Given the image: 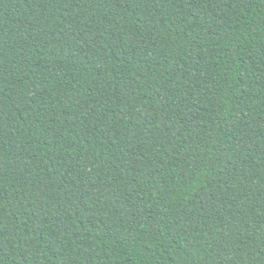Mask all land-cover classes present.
Masks as SVG:
<instances>
[{"label": "trees", "instance_id": "trees-1", "mask_svg": "<svg viewBox=\"0 0 264 264\" xmlns=\"http://www.w3.org/2000/svg\"><path fill=\"white\" fill-rule=\"evenodd\" d=\"M0 264H264V0H0Z\"/></svg>", "mask_w": 264, "mask_h": 264}]
</instances>
